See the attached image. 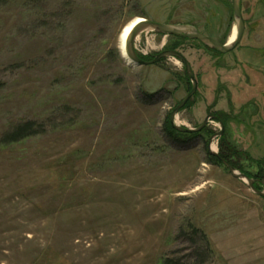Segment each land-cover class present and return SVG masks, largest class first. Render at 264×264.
Wrapping results in <instances>:
<instances>
[{"label": "rangeland", "instance_id": "obj_1", "mask_svg": "<svg viewBox=\"0 0 264 264\" xmlns=\"http://www.w3.org/2000/svg\"><path fill=\"white\" fill-rule=\"evenodd\" d=\"M239 2L244 34L227 54L153 32L135 50L182 53L197 89L175 123L225 113V139L254 172L264 0ZM137 17L220 44L235 26L230 0H0V264H264V200L207 155L218 122L195 137L168 127L191 90L182 63L122 59L120 32ZM28 122L35 134L4 140Z\"/></svg>", "mask_w": 264, "mask_h": 264}, {"label": "water", "instance_id": "obj_2", "mask_svg": "<svg viewBox=\"0 0 264 264\" xmlns=\"http://www.w3.org/2000/svg\"><path fill=\"white\" fill-rule=\"evenodd\" d=\"M231 3V10L234 16V22H235V28H236V37L231 45L220 44L216 40L206 36L205 34L197 31L194 27L188 26V25H173V24H162L152 21H144L137 25L128 35V37L125 40L124 43V52L126 58L134 64V66H150L155 65L160 60L167 59V58H173L178 61H180L184 68V73L186 78L189 80L191 84V90L189 93L185 96V98L172 110L170 116H169V123L171 124L172 128L182 134H195L201 132L210 121L214 120L217 121L220 127V131L216 134H214L212 137H210L207 148H208V154L214 157H219L218 152L211 149V144L213 140H216L223 136L224 134V128L221 122L218 121V119L213 115H208L205 117L201 125H199L195 129H189L185 127H180L175 123V116L177 113L185 106L187 101L195 94L197 89V81L194 77L193 71L189 65V63L186 61L183 55H181L177 51L173 50H164L158 54H156L152 60L150 61H144L142 60L135 50V42L137 37L144 33V32H153L155 34L164 35V36H170L175 38H180L188 41H197L198 43L202 44L203 46H206L212 51H215L219 54H227L234 50L236 46L240 43L245 29V23L243 21V17L240 10V2L239 0H230ZM222 165L227 169L230 176L238 181H241L245 183L248 188L258 197L262 198L264 200V191H259L254 188L253 186V180L246 177L244 174L240 173L239 171L235 170L230 164H228L226 161L221 159Z\"/></svg>", "mask_w": 264, "mask_h": 264}, {"label": "trees", "instance_id": "obj_3", "mask_svg": "<svg viewBox=\"0 0 264 264\" xmlns=\"http://www.w3.org/2000/svg\"><path fill=\"white\" fill-rule=\"evenodd\" d=\"M177 39L184 40V39H180V38H177ZM185 41H188V40H185ZM171 50L177 51L175 49H171ZM177 52H179V51H177ZM211 52L219 54V53H217L215 51H212V50H211ZM180 54H182V53H180ZM139 57L142 60H144V61H150V60L153 59L152 57L149 60H147L145 57L144 58H142L141 56H139ZM183 75H184V78L187 81V83L190 84L189 80L185 76V73H183ZM210 115H214L218 119V121L222 123V125L224 127V134H223L222 137H220L218 139V156L219 157H214V156H211V155H209L207 153L208 157H210L212 160H215L218 164H222L221 163V159L226 161L234 169L238 170L240 173L244 174L246 177H248L249 179L253 180L254 188L259 190V191H261L262 187L264 188V162H262V163L255 162V165L257 166V170L258 171L256 170L254 172H250L248 170H245V168H243L240 165H238V162L242 160V156H240L239 155L240 153H237L234 150V148L230 145V143L225 139V133H226L227 127H228L226 114L222 113V112H217V113H213V114H210ZM169 116H170V114H169ZM169 116H168L167 124H168V127L170 128V130L173 133L177 134V135H182V133H180V134L176 133L172 129V126L169 123ZM33 128H34V124L30 123V122L22 124V125H18L12 130V132H10L6 136H4L5 137L4 140L6 142H11V143L18 142L19 140H22V139H24V138H26L28 136H31V135L35 134V132L33 131L34 130ZM205 131H206V129H203L199 133L190 134V135H187V136H191V137L199 136L200 134L205 133ZM206 133H207V140H209L210 137H212L215 134V133L209 132V131H207ZM184 136H186V135H184ZM191 233L193 234V235L191 234V236H193V237H195V236L197 237L199 235L200 237L199 236L198 237L200 238V240H202L203 244L205 243V247H206L207 241H206L205 236L202 233H200L196 229L191 230ZM199 258H200V260H202L201 256H199Z\"/></svg>", "mask_w": 264, "mask_h": 264}, {"label": "bare ground", "instance_id": "obj_4", "mask_svg": "<svg viewBox=\"0 0 264 264\" xmlns=\"http://www.w3.org/2000/svg\"><path fill=\"white\" fill-rule=\"evenodd\" d=\"M144 21H149V20H146L144 18H134L132 21H130L128 24H126L121 32H120V35H119V52H120V55L122 57V59L125 61V64L127 66H131V67H135L134 64H132L125 56V52H124V43H125V40L126 38L128 37V35L130 34V32L137 26L139 25L140 23L144 22ZM178 25H185V24H178ZM236 37V28L235 26L233 27L232 31H231V34H230V37L227 41V45H231L234 41ZM163 51V50H162ZM161 61V60H160ZM160 61L156 64L158 65L160 63ZM155 65V66H156ZM211 149L214 150L215 149V146L214 144L211 145Z\"/></svg>", "mask_w": 264, "mask_h": 264}, {"label": "flooded vegetation", "instance_id": "obj_5", "mask_svg": "<svg viewBox=\"0 0 264 264\" xmlns=\"http://www.w3.org/2000/svg\"><path fill=\"white\" fill-rule=\"evenodd\" d=\"M154 56H155V55H154ZM154 56H152V58H153Z\"/></svg>", "mask_w": 264, "mask_h": 264}]
</instances>
